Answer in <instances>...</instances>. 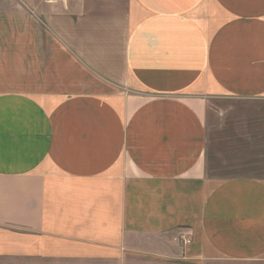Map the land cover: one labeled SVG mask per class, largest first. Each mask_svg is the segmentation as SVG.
I'll return each mask as SVG.
<instances>
[{
	"label": "crops",
	"instance_id": "obj_1",
	"mask_svg": "<svg viewBox=\"0 0 264 264\" xmlns=\"http://www.w3.org/2000/svg\"><path fill=\"white\" fill-rule=\"evenodd\" d=\"M33 4L0 0V264H264V0Z\"/></svg>",
	"mask_w": 264,
	"mask_h": 264
},
{
	"label": "rangeland",
	"instance_id": "obj_2",
	"mask_svg": "<svg viewBox=\"0 0 264 264\" xmlns=\"http://www.w3.org/2000/svg\"><path fill=\"white\" fill-rule=\"evenodd\" d=\"M17 2L21 3L24 8L30 7V5L34 3L33 5H35V9L32 11V13L38 15L44 20L47 15L46 13H49L50 15V11H52H45L43 9L44 6L55 5L56 7H59V4H65L66 6L69 0H17ZM5 5L7 7L6 9H11L14 4L6 3ZM228 136L229 134H208L210 152L217 158V160L222 159L223 153H233L238 149L236 143L227 139Z\"/></svg>",
	"mask_w": 264,
	"mask_h": 264
},
{
	"label": "built area",
	"instance_id": "obj_3",
	"mask_svg": "<svg viewBox=\"0 0 264 264\" xmlns=\"http://www.w3.org/2000/svg\"><path fill=\"white\" fill-rule=\"evenodd\" d=\"M183 242H184V243H189V240H188V239H186V240H183Z\"/></svg>",
	"mask_w": 264,
	"mask_h": 264
}]
</instances>
